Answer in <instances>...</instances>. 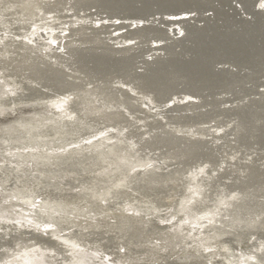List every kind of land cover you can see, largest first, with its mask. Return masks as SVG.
<instances>
[{"label":"bare ground","instance_id":"bare-ground-1","mask_svg":"<svg viewBox=\"0 0 264 264\" xmlns=\"http://www.w3.org/2000/svg\"><path fill=\"white\" fill-rule=\"evenodd\" d=\"M185 1L187 0H0V72L13 77L15 81L21 83V87L24 89L23 92L20 93L21 98H52L56 95L65 96L68 94L77 96L78 104L77 107L74 108L82 112V116L75 117V119H77L76 121H72L73 119H70L71 121L68 119L65 121L66 119H64L63 123L60 118L61 113L63 111L66 112V107H64L65 104L58 105L59 109L61 108L58 115L52 116L50 122L43 124L42 126H44V128L42 130L46 131L51 128L64 127L63 129L68 131L74 124L80 126L76 128L81 130L85 123H88L90 127H84L86 130L84 131L83 129L84 133L106 127H111L110 129L117 128V130L110 132L108 136H117L118 143L116 140L115 142L118 146H128L129 150L131 148L135 153V156L141 157L145 159V161L146 159H148V161L160 160L164 163V169L161 167L162 165L160 166L161 168L157 165V168H149L150 170L144 171L145 173H142L141 176L139 175V182H137L138 188H140V190L141 188L145 190V193L148 192L152 194V199L153 196L155 199L157 198V203L163 206L164 209H166L165 207L172 206V202L177 197L180 198L181 200L176 201L177 206L182 207L190 205L193 212H191L192 210L190 209L191 211L189 212L191 213H189V215H192L195 219L190 218V216L189 219H191L192 222L198 220V225L200 224V226H198L200 230L190 233L187 231V226L189 225H186V222L181 224L176 222L172 226H167L158 222L154 216L146 217L139 214L135 215L132 214V212L131 214L116 212L114 215L115 217L111 216L115 218V221H112L101 213L113 212L114 207L122 208L123 199L118 197L120 199L116 198L115 203L112 202V205L109 203V205H107L101 202L99 203V201L94 198L93 193L96 191V188L107 187L112 184L113 179H116V177L120 178V176L129 169V161H122L119 165L113 167V170H108L101 175L93 184L88 181H82L81 184H85V186L87 184V186L82 187L81 185L82 188L78 189L76 188L80 184L78 181L71 179L62 181L60 179L59 175L63 168L49 169L48 172L50 174L40 175L38 167L48 165L49 162L46 157L40 154L41 149L36 143L34 148L31 149L32 151L23 152L22 158L24 160L26 159L25 162L21 161L23 160L22 158L16 161L17 164L13 165L0 162V182L4 183V187H7V191L19 190L20 197L15 200L18 204V206H16L23 209V205L29 206L31 205L30 202L36 197L43 196L44 200L46 199L54 205H56L55 203L57 202H67V204H69L68 206L72 208H87V210L93 211L96 215L84 221L83 219L80 221V218L79 221H76L74 218H65L66 214L54 213V215H52L53 207L43 204L41 201L37 203V205L40 204V206H37V209H35L36 213L34 212L35 215L33 218L38 221L40 220V223L57 225L60 228L59 231L62 238L64 237V240L62 238H57V232H51L50 230L52 229L43 232L39 230L38 227L16 223L13 219H2V221L0 218V264H30V258L38 252L45 253L54 264H75L80 259V250L77 249L78 246L81 248L85 247L103 251L110 256L111 260H115V262L124 260L121 263L125 261L130 263L132 262L131 260L146 257L149 260L146 262L147 264H186V262L192 258L196 260L201 258V256L199 257V255H194L192 253H196L195 251L197 249L196 247L188 248L189 243L193 242L192 240L196 238L197 241L202 240L204 244H210L214 238L209 241L207 237L209 233L215 236L226 237V240L229 242L226 245H224L223 242L216 244L211 247L212 250L210 251L205 250L204 253L207 254L204 255L207 259H209L211 255L213 257L215 254H220V258L218 257L219 259L215 258V256V259L213 258L212 260H217V264H229L231 259L229 260L227 254L231 251L232 254L235 253L236 257L234 258V254L232 256L229 253L230 256L233 257L231 260L232 263H264V237L257 238L255 249H246V242L241 246V253H238V249L235 248V241H244L247 236L251 235L252 227L249 226L250 224L248 226L244 224L254 223L259 217V214L264 212V197L256 195L258 193L254 190H244V188H242L244 187L243 185L242 187L238 186V177L242 175L243 179H250L248 183H251L253 188L264 189V68L260 65L248 62L247 65L250 67L248 68L247 66L248 69L246 70H240L238 65L237 69H232L230 65L231 67H229L231 69L229 71L227 70V72L223 69L225 74L221 75L218 73L221 71L219 69L221 67H219L218 72V69L215 68V73L217 72V75H220V78L216 80L215 74H213L214 72L208 69L209 66L205 64L206 62L204 60L206 57V59H209V54L213 53H209L208 56L203 57L202 60V57H198V50L196 53L197 55H194L195 53H189L193 50L187 51V49L189 50L188 47H191L190 45L184 46V37L187 36L188 38L186 33H189V31H192L195 27L192 23L198 22L200 24L199 20H195L198 14L195 16H188V14L185 17H181V19L179 18V20L175 18L177 24L174 25L179 26H175L177 28L176 31L178 30L179 33L178 36L176 35L173 38L169 37V34H167L166 26L168 23L171 25L173 24L169 18L164 20L161 19L153 26H145L141 23L139 27L135 26L137 27L135 29L130 28L127 32H119L120 35L118 34L117 38H121L123 43L121 46L117 45L120 47L119 49L115 47V50L114 46L111 45L112 37L110 25L108 23H87L85 21L89 19L77 13V11H89L93 8H97L106 10L103 12L104 15H102L105 18L109 16L112 18V16L116 15L123 16L127 10L130 11V14L139 18H147L148 16L150 17V15L162 18V15L165 13L174 15L181 9L188 8L189 10L190 6L187 4L189 1L186 3L188 7H185ZM238 2L240 1L238 0ZM263 2L264 1H262L261 5L257 6V0H249L245 4L249 7H254V14L262 17L264 13ZM190 5L193 4L191 3ZM233 6L235 5L233 4ZM240 6L243 10L246 9L243 8L242 5ZM204 7L206 6L204 5ZM215 7L218 9L217 5ZM61 8L65 10L71 8L75 17L79 16V18H83H81V21L76 25L68 26L66 30H63L61 33L55 32L56 34H60L59 36L57 35L59 37L57 45L59 48L58 53L56 51L54 53H48L46 49V51H44V49L40 47V43L28 45L23 37L27 32L32 30L35 21L41 20L45 17L44 13H47L48 15L50 14V17H55L56 20L54 19V21L55 24H57V22L60 21L59 19L67 14V12L65 13ZM208 8L207 5L206 10L201 9V11L208 12ZM225 8H228V6L224 7V9ZM220 11L221 10H219L218 13H220ZM244 11L246 13V10ZM193 12L195 13V11ZM199 14H201V12ZM30 19L32 22H27ZM141 21L143 20L141 19ZM166 22L168 23L166 24ZM204 23H206V21ZM226 23L228 22L226 21ZM232 26L233 25H231V28ZM239 28L241 29V27ZM199 29L198 27L196 32ZM209 29L211 30L210 27ZM237 29L238 28H236V30ZM230 30L228 32H230ZM209 33L208 37L211 36ZM226 33L224 35H226ZM245 33L246 32H244V34ZM194 34L195 32L193 33V37ZM204 35L206 36L207 34L205 33ZM199 36L202 37L200 34ZM208 37L206 39H208ZM216 37L218 38V36ZM229 37L231 36H228V38ZM202 38L205 39L204 36ZM231 38H233V36ZM151 40H157L158 42L161 40L162 43L159 45V48H157L156 45L158 43L151 46ZM208 40L212 41L211 39ZM187 41H189V39H187ZM197 41L199 42V40H196V42ZM204 41L205 44H207V41ZM193 42L194 41H192V43ZM257 42L259 43L258 40ZM247 44L248 43H246V47L248 48ZM208 45L209 44H207V46ZM52 46H54V44ZM84 46H91L90 48L94 46V49L92 51H86L83 48ZM153 46L158 50L154 49ZM197 46L194 44L193 48ZM239 46L240 45H238V47ZM152 49L153 51L148 52V50ZM196 49L197 48H195V50ZM211 50L212 49H210V51ZM213 51H215V48ZM252 51H254V49ZM235 52H237L236 49ZM258 56L260 57V54ZM143 58H149L150 60L145 59V68L139 69L138 61ZM218 58L220 59L221 57L214 59L218 60ZM217 60L216 62L219 61ZM231 60L233 62L234 59ZM254 60L256 61V59L253 58V61ZM258 60L260 59L258 58ZM225 61L223 59L222 63H226L227 65L229 59ZM212 62L214 61L212 60ZM216 62L212 64H216ZM237 62L234 63L237 64ZM222 63L217 65L220 66ZM39 80L43 81L41 83L42 85ZM143 99H147L149 103L152 104L151 108H143ZM246 100L249 103L251 102V107H246ZM3 102L5 101L3 100ZM98 102H100V105ZM128 107H132L133 110H128ZM67 114L68 113H64V115ZM69 117L71 118V116ZM27 121H30L31 125L34 123L31 118ZM39 136L41 135L39 134ZM104 138L105 137H103V139ZM12 140V138L6 139V141ZM98 141L96 139L97 143ZM108 143H114V139L113 142L110 141ZM134 153H132L133 156ZM96 154L94 155V153H92V156L91 154L90 156L87 154L88 157L64 156L63 159L59 160V163L67 166V168L68 166L69 168L72 167L77 172L88 173L99 169L105 162L107 163V160L105 161L104 159L105 157L103 158ZM28 159L30 162L27 161ZM108 160L110 161V158ZM65 166L63 167L66 169ZM229 166L236 168L235 172L237 175H233L234 177L229 179L230 181L228 180L224 185L215 186V184L221 180L222 176L226 175L225 170H227ZM82 178L83 177H81V179ZM200 181H204V186H197V190H195L197 197L191 202V198L188 199L189 197H187L190 193L189 191L191 190L192 192V188L195 186L194 183ZM121 182L122 181L119 183ZM133 186L134 185H132V187ZM214 186L216 188H214ZM122 189L121 192H123V194L119 193V196L120 194L122 196L129 194L127 190L124 189L127 191L125 192L122 191ZM207 189H209V192H212L213 195H211L210 200L205 199L204 201L202 200V196ZM251 192L255 194L253 193L254 195H252ZM113 196H115V194ZM135 196L139 197L137 195ZM251 196L256 197L253 198ZM131 198L132 197H130V199ZM233 198L234 201H240L243 208H245L244 206L248 207L244 209L242 213L244 217L240 219L241 222L233 221V223L230 222L231 224L228 226L225 224L227 221L218 223V212L221 208L225 209L228 207L229 202L226 201L233 200ZM117 199L122 200V202L116 203ZM147 200L148 199H146V201ZM24 201L26 203H24ZM195 202H201L199 204L200 206H196ZM219 203H222V206H220ZM213 204L221 208L219 207V210L218 207L216 208L215 206L212 208ZM56 207L59 211H63L64 209L62 205ZM163 207L160 209H163ZM179 209L180 208H178V210ZM178 210H173V212ZM155 211L157 212V210ZM183 211L184 210H182V212ZM198 211L200 212L198 213ZM70 212L69 209V213ZM77 212L73 213L76 214ZM198 214L206 216L202 217L203 219L201 221V217H199ZM68 216H70V214ZM22 218L26 220L32 217L22 214ZM36 222L33 223V225L36 224ZM152 239L157 242L153 243ZM143 244L144 246H142ZM115 245L122 246V249H117L113 252L112 247ZM199 248L202 247L200 246ZM252 256L253 258H251ZM88 258H90V256H88ZM92 258H94V256H92Z\"/></svg>","mask_w":264,"mask_h":264},{"label":"rangeland","instance_id":"rangeland-1","mask_svg":"<svg viewBox=\"0 0 264 264\" xmlns=\"http://www.w3.org/2000/svg\"><path fill=\"white\" fill-rule=\"evenodd\" d=\"M205 1L206 0H187V1H185V4L184 5L186 7L187 6L186 3L188 2L187 4H188V6H190L189 7V10H188V8L185 9L184 7H182L185 10L184 9H181L180 11H178V13H175L174 15L173 14H170V13H167V14L165 13L164 15H162V18L159 17V16H155V15H150V17L148 16L149 18L148 17L147 18H139L137 16H134V15L130 14V11L129 10H127V12L123 15L124 17L122 15H116V16H112V18H111V16H109L108 18H105L102 15H104L103 12L106 11V10L105 9H97V8H93V9H91L89 11H87V10L77 11V13H78V15H81L83 17L85 16L86 18H88L89 20H86L85 21L87 23H91V24H96L97 22H100V23L101 22L108 23L110 25L111 37H112V39H111V45L114 46V49L115 50H116V48L119 49V47L123 43L121 38H119V37L117 38L119 32L120 33L127 32V30L130 29V28L131 29H135V28H137L135 26H138L139 27L141 23L144 24L145 26H153V25L157 24L161 19L164 20V19L169 18L172 21L173 24L171 25L168 22H166V24L168 23V25L166 26L167 27V34H169V37H172L173 38L176 35L178 36V33H179L178 30L176 31V29H177L176 27H179V26L174 25V24H177V21H176L177 19L179 20V18L181 19V17H183V16L185 17L188 14H189L188 16H192V15L195 16V15L198 14L197 15L198 18L196 17L195 20H197V21L199 20L201 26H200V24L197 21H195L197 23H192L195 27H194V29L192 31H189V33H186V35H188V38H187V36L184 37L185 40H186V41L185 40L183 41L184 44H185L184 46L190 45L191 47H188L189 50L187 49V51L189 52L190 50L191 51L193 50L192 52H189V53H191V54L192 53H195L194 55H197L198 54V57L199 58L202 57V60H203V57L208 56L209 53H213V54L214 53L215 54L217 53L218 55H219V53H220V55L222 53H224L221 56L220 55L218 56L217 54L216 55L215 54L214 55L213 54H209V56H208L209 59H206L207 57L204 59L205 62H206L205 64H208V66H209L208 69L209 70L211 69V72H214L213 74H215L216 80L218 78H220V75H217V72L219 71V69L222 71V72L221 71L218 72L221 75L222 74H225V71H223V69H225L226 72H227V70L229 71L231 68L232 69H235V68L237 69V65H238V68L243 71V70H246V69H248L250 67V66L247 65L248 62H251V64L260 65V66H262L264 68V58H261V57H264V50H263L264 49V40H263L264 39V31H263L264 30V23H263L264 22V13H263V16L262 17H259L260 15L258 16L256 14H254L255 13L254 12V7L252 8V7L247 6V4H245L249 0H247V1L246 0H242L244 2V4H243V2L241 0H239L240 2H238V0H236V1L235 0H210V1L207 0L206 2ZM215 1H216V3H215ZM262 1H264V0H259V1L257 0V6L258 5H261L262 4ZM200 2H202L204 4H202ZM191 3L193 5H190ZM239 3H241V4H239ZM233 4L235 6H233ZM263 4H264V2H263ZM204 5L206 7H204ZM207 5L210 8V10L208 8L207 9L208 12L207 11H204V12H207V13H204L203 10H206ZM213 5H215V6L217 5L218 9H216V7L213 6ZM240 5H242L243 8H246V9H244V10H246V13L241 8ZM66 6H68V5H66ZM227 6H228L229 10H228V8H225L227 10L224 9V7H227ZM193 7H194V9H193ZM263 7H264V5H263ZM61 9H63L65 11V13L67 12L68 15L65 14L66 16L63 17L64 19L63 18L59 19L61 22L59 21V22H57V24H55V21H54L55 17H50V14L48 15L47 13L46 14L44 13V15H45L44 18H42L41 20L35 21V23L32 26V30L29 31V32H27L26 35L23 37L26 40V42L28 43V45L40 43V47L43 48L44 51L47 50L46 52H48V53H54L56 51L58 53L59 48H58L57 45H58V39H59L58 36L60 35L59 33H61L63 30H66V28L68 26H70V25H72V26L73 25H76L78 22L81 21V18H83V17L79 18V16H76L75 17L73 15V13H72L71 8H67L68 10L67 9L65 10L64 8H61ZM195 9H197V10H195ZM201 9H203V10L201 11ZM239 9L242 10V11H240ZM247 9H248V11H247ZM260 9H262V8H260ZM219 10H221L220 13H218ZM193 11H195V13ZM198 12L199 13L201 12V14H203V15L199 14ZM250 12L253 13V14H251ZM224 13H226V14H224ZM168 14H169V16H168ZM205 14H206L207 17L205 16ZM200 15L203 16V17H201ZM251 15H252V17H251ZM90 16H91V18H90ZM211 16H212V18H211ZM175 18H176V20H175ZM218 18H219V20H218ZM254 18H256V19H254ZM141 19L143 21H141ZM236 19L238 20V22H237ZM221 20H222V22H221ZM231 20H232V22H231ZM192 21H193V19H192ZM205 21H206V23H204ZM212 21H213V23L211 24ZM226 21L228 23H226ZM27 22H32V20L30 19ZM208 22H209V24H208ZM166 24H164V25H166ZM207 24H208V26H207ZM240 24H241V26H240ZM118 25L120 26V28H119ZM231 25H233L232 28H231ZM234 26H235V28H234ZM255 26H257L258 28L255 27ZM198 27L200 28L199 29L200 31L198 30L199 33H198V31L196 32V30L198 29ZM209 27L211 28V30L209 29ZM213 27H214L215 31H214ZM239 27H241V29ZM195 28H196V30H195ZM236 28H238V29L236 30ZM201 29L204 30V31H202ZM229 30H230V32H228ZM51 32H52V36H51ZM55 32H59V33L56 34ZM194 32H195V34H194V37H193V33ZM244 32H246L248 34V37H247V34L246 33L244 34ZM205 33L207 34L206 36L204 35ZM208 33L211 34L212 37L210 35H209L210 37H208ZM225 33H226V35H224ZM199 34L202 37L204 36L205 39L202 38V37H200ZM214 34H215V36H214ZM234 35H235V37H234ZM216 36H218V38ZM221 36H222V38H221ZM228 36H231V37L233 36V38H231V37L228 38ZM249 36H250V38H249ZM55 37H57V38H55ZM207 37H208V39H211L212 41L206 39ZM196 38H198V39H196ZM255 38H257V39H255ZM187 39H189V41H187ZM190 39H192V40H190ZM219 39H222V40H219ZM161 40L159 41L160 43L157 40H156L157 42L155 40H151L152 41V42L150 41L152 43L151 46L154 45L155 43H158L156 45V47L159 48V45H161V43L163 41V40L162 41ZM182 40H183V38H182ZM196 40H199V42L198 41L196 42ZM200 40H202V41H200ZM204 40L207 41L206 43L209 44L208 46H207V44H205V41ZM257 40L259 41V43L257 42ZM192 41H194V42L192 43ZM244 41H245V43H244ZM180 42H182V41H180ZM241 42H242V45H241ZM253 42H254V44H253ZM246 43H248L247 45H248V48L249 49L246 47ZM53 44H54V46H52ZM194 44L196 46L197 45L198 46L193 48ZM217 44H219V45H217ZM117 45H120V46L118 47ZM238 45H240V46L238 47ZM251 45H253V46H251ZM90 47L91 46H84L83 48L86 51H92L94 49V46H92V48H90ZM156 47L153 46L154 49H157ZM213 47L215 48V51H213L214 50ZM219 47H221V48H219ZM195 48H197V49L195 50ZM209 48L212 49V50L210 51ZM252 48L254 49V51H252L253 50ZM219 49H221V50H219ZM229 49H231V50H229ZM235 49H236L237 52H235ZM261 49H262V51H261ZM197 50H198V53H197ZM205 50H207V51H205ZM249 50H251V51H249ZM151 51H153V49L152 50H148V52H151ZM220 51H222V52H220ZM201 53L203 54V56H202ZM259 54H260V57L258 56ZM212 55H213V57H212ZM229 56H231V57H229ZM249 56H250V58H249ZM210 57H212V58H210ZM217 57H221L220 59L222 61H223V59L225 61V59L227 57V60L229 59V61L227 62V65H226V63H222V61L219 58H218L219 61L217 59H214V58H217ZM253 58L256 59V61L255 60L253 61ZM258 58L260 60H258ZM145 59H147V58H143V59H140L138 61V63H139V65H138L139 67L138 68L139 69L145 68V65H144L145 62H146ZM231 59H234L233 62H232ZM147 60H150V59L148 58ZM212 60L214 62H212ZM216 60L218 62H216ZM215 62H216V64H212V63H215ZM234 62L235 63L237 62V64H235ZM219 63H222V64H220V66H218L217 64H219ZM228 63H230V64H228ZM231 63H233V64H231ZM239 64L242 65V66H240ZM213 65H216V66H213ZM247 66H248V68H247ZM219 67H221L222 69L219 68ZM241 67H242V69H241ZM215 68L216 69L219 68L216 73H215V70H216ZM3 74H4L3 72H0V133H1L0 134V162L1 163H3V164H9V165L17 164L16 161L17 160H21V158L23 156V152H30V151H32L31 149H33L34 148V145L37 143L39 145L40 149H41L40 150V154L43 157H46L47 158V161L49 162L48 165H43V167H38L37 166L38 169H39L40 175L43 176V175L50 174L48 172L49 169H57V168H61L62 169L63 168L62 171H61V174L59 175L60 179L62 181H68V179L69 180L71 179V180H74V181H78L80 184L76 188L80 189L82 187H86L87 186V184H86V186H85V184L82 185L81 184L82 181L83 182H87L88 181V182H91L93 184L105 172H107L108 170H113L114 169L113 167H116L122 161L127 160V161H129V166L130 165L131 166L130 167L128 166L129 169H127L126 172H124L120 176V178L119 177H116V179H113L114 181L112 180V184L109 185V186H107V187H99V189L96 188L95 189L96 191H94V193H93L94 198L96 200H98L99 203L101 202L102 204L109 205L112 202L115 203L116 198H118V197H120V198L123 199V202H122V200H118V199H120V198H118L117 199V202H116V203L122 202L123 203L122 204V208L114 207L113 208L114 209L113 212H102L101 213L102 215L106 216L107 218L111 219L112 221L113 220L115 221V218H112L111 216L115 217L114 215H115L116 212L117 213H124V214H131V212H132V214H135V215L139 214L141 216H146V217H148V216H150V217L151 216H154L158 222H160L162 225H167V226H172L176 222H178V224H181V223L186 222V225H189V226H187V228H188L187 231L190 232V233H194V231L200 230L198 228V226H200V224L198 225V220L195 221V222H192V220L189 219V216H190V218H194V217H192V215H189V213L193 212V209L191 208V206L190 205L182 206V207L181 206L180 207L177 206L176 201L177 200L178 201L181 200L180 198L177 197L172 202L173 203L172 206L165 207L166 209H164L163 206H161L160 204L157 203L158 202L157 201L158 200L157 198L155 199L154 196H153V199H154L153 200L152 199V194H150L148 192L145 193V190H143L142 188L140 190V188H138V186H137L138 185L137 182H139V178L138 177H140L142 175V173H145L144 171H148L150 169H154L155 167L157 168V165H158V167H160L162 165L161 167H163V169H164L165 167L163 166L164 163L162 161H160V160H150V161H148V159H146V161H145V159H143L141 157H138V156H135V153L131 150V148L129 150V147L128 146H123L122 147L120 144H119L120 146H118V144H117L118 143L117 142L118 141V137L117 136H113V137L108 136L110 132H112L113 130H117V128L110 129L111 127H106V128H102V129L101 128L100 129H97L98 131L97 130L96 131H93L92 130V131H89L88 133H84V131H86L85 128L86 127H90V125L88 123L87 124L85 123V124H83V127L81 128L82 131L84 129L83 132L81 130H79V129L76 128V127H80V126H78L76 124H74L71 127V129L68 130V131L67 130H64L63 129L64 127L51 128V129L46 130V131L45 130H42L44 128V126H42L43 124H46L47 122H50L51 121L50 118L52 116L58 115L59 110H61V108L59 109V106L58 105L65 104L64 107H66V112L63 111L61 113V118H60V119H62L63 123H64V119H66L65 121H67V119L69 121H71L72 119H73L72 121H74V120L76 121L77 119H75V117L77 118V117L82 116V112H79V110H75L76 108H74V107H77V104H78V102H77V96L74 95V94H68L69 96L68 95H65V96L64 95H56V96H53L52 98H47V97H42V98H40V97H36V98L34 97L33 98L32 97L33 99L32 98H28V99L27 98H21L20 93H22L23 90H24L23 87H21L22 86L21 83L18 82V81H15V79L13 77L8 76L7 74H4V75ZM39 81H40V84L43 82L42 80H39ZM14 98L17 99V100H15ZM2 99L5 102H7V103L3 102ZM1 101H2V103H1ZM98 104L100 105V102H98ZM151 105L152 104H150L147 99H143V106H144L143 108L144 109H147L149 107L151 108ZM245 105H246V107H248V106L251 107L252 104H251V102L249 103L246 100ZM128 110H133V108L132 107H128ZM64 113L65 114L68 113V114L67 115H64ZM129 113H131V112H129ZM69 116H71V118ZM145 116H149V115H145ZM29 118L33 119V122L34 123L32 125H31L30 121H27ZM39 134L41 136H39ZM103 137H105V138L103 139ZM5 138L6 139L7 138L8 139L9 138H12L13 140L12 141H6ZM96 139H97V141L99 140L98 143L96 142ZM113 139H114V143H110L109 144L108 142H110V141L113 142ZM115 140H116L117 143L115 142ZM41 145H42V147H41ZM77 146H78V148H77ZM81 147H83V148H81ZM50 150H52V151H50ZM86 153L89 154V156H90V154L92 156V153H94V155L97 153L96 155L102 156L103 158L105 157L104 159H105V161L107 160V163L105 162L106 164L104 163V165L100 166V168L98 167L99 169H96V170H94L92 172H88V173L87 172L86 173L77 172L71 166L70 167L72 169L69 168V166L67 168V166L59 163V160L63 159L64 156H66V157L67 156H73V157H75V156L76 157H79V156L80 157H88V155ZM132 153H134V156H133ZM1 156H3V157H1ZM6 157H8V158H6ZM109 158H110V161L108 160ZM129 158L132 159V160H130ZM21 161L25 162L26 159L25 160L23 159ZM27 161L30 162L29 159ZM63 166H65L66 169ZM240 168H242V167H240ZM235 169H236L235 167H232V166L230 167L229 166L227 168V170H225L226 175L222 176L221 180L218 181L215 184V186L218 187V186L224 185L229 179H231L232 177H234L233 175L236 174ZM131 173H133V174H131ZM136 176H137L138 179L136 178ZM81 177H83V178L81 179ZM238 178H239V184H238V186H241L242 187V185H243L244 187H242V188H244V190H254L256 193H258L256 195H259V197H264V194H262V193H264V191H262L264 189H262V188H260V189L257 188L256 189L255 187L253 188L251 186V183H248V182H250V179H247V178L246 179H243L242 175L241 176L239 175ZM120 181H122V182L119 183ZM221 181H223V182H221ZM200 182H198V183L195 182L194 183L195 186H193V188H192L193 191L191 192V190H190L189 191L190 192L189 195L188 196L186 195L187 197H189L188 199L191 198L190 199L191 202L193 201V199L195 200V197H197V193L195 192V190H197V186L198 185L199 186H202V187L204 186V183H203L204 181L203 182L200 181ZM81 185H82V187H81ZM132 185H134V186L132 187ZM4 186H5L4 183H1L0 182V218H1V220L2 219L3 220L13 219V220H15L16 223H23V224H27L28 226L38 227L39 230H41L43 232H45V230L47 232L48 230L52 229V230H50L51 232H57L56 233L57 238H62V236L60 234V231H59L60 228L57 225H51V223L50 224L49 223H40L39 222L40 220L38 221V220H36V219L33 218V216L36 213L35 209H37V206H40V204L37 205V203H40V201L43 204L50 205L51 207H53L52 208V213H51L52 215H54V213H58V214L61 213V214H64V215L66 214V217L65 218H68V219L74 218L76 221H79V218H80V221H81V219H83V221H84L85 219H89L92 216L96 215L93 211H89V209L87 210V208H81V209H79V207L72 208V207L68 206L69 204H67V202H63V203L62 202L61 203H58L57 202V203H55L56 205H54L52 202H49L46 199L44 200L43 196L36 197L33 201L30 202L31 205H29V206L23 205V209H22L20 207H17L18 204L15 201V200H17L20 197L19 190H12V191H9L8 190L7 191L6 190L7 187H4ZM215 186H214V188H216ZM121 189H122V191L127 190L128 192L127 191H125V192H127L129 194L126 195V196H122L121 194H123V192H121ZM119 193H121L120 196H119ZM251 193H252V195L255 194L254 192H251ZM112 194L113 195L115 194V196H113ZM135 195H137L139 197H136ZM211 195H213L212 192H209V189H207V191L203 193L202 200H204V201H205V199L206 200H210L211 199ZM147 196H148V198H147ZM106 197H108V198H106ZM113 197H115V198H113ZM130 197H132V198L130 199ZM251 197L254 198L256 196H251ZM137 198H138V200H137ZM199 198H201V197H199ZM146 199H148L147 200L148 202L146 201ZM23 200H25V199H23ZM152 200H153V202H152ZM154 201H156V202H154ZM226 202H229V203H228V207H226L225 209L224 208H221L220 206H222V203H219L220 204L219 207L221 208V210H220L221 212L220 211L218 212L219 218H218V221L217 222L218 223L219 222L223 223V222H226L227 221L225 223L226 226L230 225L231 224L230 222L233 223V221L234 222L235 221L241 222L240 219L244 217L243 216L244 214H242V213H243L244 209H246L248 207L244 206L245 208H243V206L240 204V201H237V200L234 201V198H233V200L231 199V200H228ZM24 203H26V202L24 201ZM200 203L195 202L196 206H198ZM58 205L64 206L63 211L57 210V207L56 206H58ZM229 205H230V209H229ZM24 206H27V207H24ZM214 206L216 208L218 207L215 204H213L212 208ZM161 207H163V209H160ZM174 207L175 208L178 207L180 209L178 210V208L175 209ZM219 207H218V210L220 209ZM153 208H155V209H153ZM234 208H235V210H234ZM69 209L71 211L70 213H69ZM181 209L184 210L183 211L184 213L182 212ZM155 210H157V212ZM158 210H161V211H158ZM173 210H178V211H174L175 212L174 213ZM189 211H191V212H189ZM73 212L74 213L77 212V213L74 214ZM176 212L178 213V215H177ZM199 212L200 211H198V213ZM21 213L27 215L28 217H32V218L31 219L23 220ZM69 214H70L71 217L68 216ZM204 216H206V215H202V214L199 215V217H201L200 218L201 221L203 219L202 217H204ZM260 216H261V218H260ZM263 217H264V212L261 213V214H259V217L254 221V223H246V224H244L245 226H248L250 224L249 226L252 227V232H251V235L247 236L244 239V241H238V242L235 241V245H236L235 248L238 249V253H241V251H242L241 250V246L244 244V242H246L245 243L246 249L247 248H249V249H255V246H256L255 243L257 241V238L264 237V219H263ZM232 219H234V220H232ZM34 220H36L37 222L34 221ZM220 220H222V221H220ZM35 222H36V224L33 225V223H35ZM50 227H54V228H50ZM196 227H197V229H196ZM255 229H257L258 231L255 230ZM208 235H210V236H208ZM208 235H207V237H208V240L209 241H211L214 238L211 241V243H210L211 245L208 244V243L207 244H204L203 243L204 241H202V240L197 241L196 238H194L195 240L194 239L192 240L193 242L189 243L188 248L189 247H191V248L192 247H196V249H197L195 251L196 253H194V252H192V253L194 255L195 254L196 255H199V257L201 256V258H198L199 260H196V259H193L192 258V259L188 260L186 262V264H201V263L202 264H217L218 263L217 260L216 261H213L212 259L215 256H216L215 258H218V257L220 258V254H215L213 257L211 255L210 258L207 259L206 256L204 255V254H207V253H204V251L205 250L210 251V250H212L211 247H213L216 244L222 243V242H223L224 245H226L229 241L226 240V237L211 235V233H209ZM62 239L64 240V237ZM245 240H247V241H245ZM152 241H153V243L157 242L154 239H152ZM200 241H201L202 244L200 243ZM193 244H195L196 246L193 245ZM142 246H144V244ZM200 246L202 248H199ZM77 249L80 250L79 251V257H80V259L75 264H130V263L131 264H137V263L138 264L139 263L140 264H144V263L147 264L146 262L149 261L148 258L141 257V258H138V259L131 260L132 262H130V263H128L126 261L123 262V263H121L124 260H121L120 262H115V260L114 261L111 260L110 256L107 253L103 252V251H97L95 249H88V248H85V247H82L81 248L80 246H78ZM117 249H122V246L115 245V246L112 247L113 252H115ZM202 249H204V250H202ZM229 253L232 256L234 254L233 257L236 258L235 257V253L232 254L231 251ZM229 253L227 254V256H228L229 260L230 259L232 260L233 257H231ZM240 255H242V254H240ZM88 256H90V258H88ZM92 256H94V258H92ZM251 258H253V256ZM231 260L229 261V264H235V263H232ZM235 260H238V259H235ZM30 261H31L30 264H54L53 262H51V259L48 258V256L45 253H43V252H38L35 255H33L30 258ZM261 264H264V263L262 262Z\"/></svg>","mask_w":264,"mask_h":264}]
</instances>
